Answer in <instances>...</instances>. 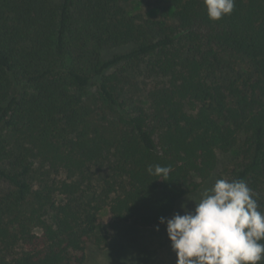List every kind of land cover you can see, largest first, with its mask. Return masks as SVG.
<instances>
[{
	"label": "trees",
	"instance_id": "obj_1",
	"mask_svg": "<svg viewBox=\"0 0 264 264\" xmlns=\"http://www.w3.org/2000/svg\"><path fill=\"white\" fill-rule=\"evenodd\" d=\"M130 3L0 0V264H86L105 209L164 226L219 154L264 213V0Z\"/></svg>",
	"mask_w": 264,
	"mask_h": 264
},
{
	"label": "clouds",
	"instance_id": "obj_2",
	"mask_svg": "<svg viewBox=\"0 0 264 264\" xmlns=\"http://www.w3.org/2000/svg\"><path fill=\"white\" fill-rule=\"evenodd\" d=\"M207 17L217 22L232 14L235 0H203ZM171 166H149L150 175L166 181ZM195 206L181 205L183 214L160 217L166 225L176 264H260L264 260V213L242 179H218ZM157 231L159 228L156 229Z\"/></svg>",
	"mask_w": 264,
	"mask_h": 264
},
{
	"label": "rangeland",
	"instance_id": "obj_3",
	"mask_svg": "<svg viewBox=\"0 0 264 264\" xmlns=\"http://www.w3.org/2000/svg\"><path fill=\"white\" fill-rule=\"evenodd\" d=\"M61 3L62 0H53ZM151 0H131L133 14L142 13L148 18H158L159 10L150 6ZM126 47L112 49L108 53H123ZM236 153L219 154V163L214 175L205 181L194 194L183 199L175 214H183L181 205L193 209L201 193L214 185L218 179H226L232 167ZM174 214V215H175ZM100 223L109 231V240L103 247L91 244L86 264H176V254L172 251L166 234V225L158 227H140L134 223L116 222L109 209H105L99 218ZM159 228L157 231L156 229Z\"/></svg>",
	"mask_w": 264,
	"mask_h": 264
}]
</instances>
